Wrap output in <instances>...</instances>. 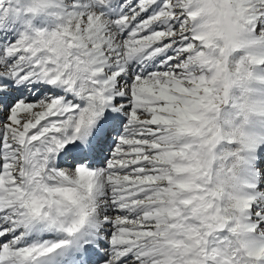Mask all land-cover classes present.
Listing matches in <instances>:
<instances>
[{
	"label": "snow or ice",
	"instance_id": "snow-or-ice-1",
	"mask_svg": "<svg viewBox=\"0 0 264 264\" xmlns=\"http://www.w3.org/2000/svg\"><path fill=\"white\" fill-rule=\"evenodd\" d=\"M0 264H264V0H0Z\"/></svg>",
	"mask_w": 264,
	"mask_h": 264
}]
</instances>
